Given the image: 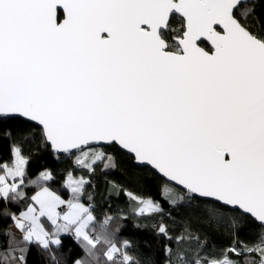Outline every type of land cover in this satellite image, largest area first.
I'll list each match as a JSON object with an SVG mask.
<instances>
[{"label":"snow or ice","instance_id":"obj_1","mask_svg":"<svg viewBox=\"0 0 264 264\" xmlns=\"http://www.w3.org/2000/svg\"><path fill=\"white\" fill-rule=\"evenodd\" d=\"M256 8V0H0V140L14 157L0 163V213L25 245L59 264L53 248L71 234L86 253L72 264H138L129 241L97 233L94 209L81 201L83 177L69 173L65 200L42 172L26 211L7 208L26 198L22 145L36 141L75 155L89 173L116 167L105 148L124 151L174 182L165 188L172 205L202 201L234 233L255 229L251 244L234 240L221 257L189 258L179 248L173 257L166 247L168 264H264V9ZM127 195L142 205L138 215L163 211ZM158 231L172 239L164 224ZM27 251L9 246L0 264H27Z\"/></svg>","mask_w":264,"mask_h":264},{"label":"trees","instance_id":"obj_2","mask_svg":"<svg viewBox=\"0 0 264 264\" xmlns=\"http://www.w3.org/2000/svg\"><path fill=\"white\" fill-rule=\"evenodd\" d=\"M256 4L257 12L264 9V4H260L259 0H256ZM179 20L180 18L173 16V28L178 29ZM105 150L115 158L116 167L104 169L98 164L95 166V172L89 173L75 164V155L53 154L50 147L42 145L38 147L36 141L24 143L22 151L28 157V163L26 182L22 187L26 198L19 202H7V208L17 215L25 211L26 204L31 202L30 197L39 191V186L33 184L32 181L37 180L40 173L45 171L51 172L53 177L43 182L45 186L56 192L62 199H71V189L65 185L71 173L76 178L83 177L89 181L85 185L86 193L81 197V201L86 205H92L97 219V233L102 230L106 231L118 246L123 241H129L131 247L127 251L138 264H168V256L165 254L166 247L173 250V257L179 248L189 258H194L197 253L201 257L210 258L221 257L225 250L233 245L234 240L251 244L256 239L254 228H244L234 233L226 219L217 222L210 218L202 201L196 202L192 207L188 206L187 199L176 206L172 205L165 198L167 195L165 188L173 186L161 180L154 171L136 166L131 157L123 151L116 148H105ZM12 161L11 142L0 140V163L11 164ZM0 174H3L2 169H0ZM128 192L142 200L158 203L163 211L138 215L137 209L142 205L130 199ZM89 196H91L90 200ZM4 207L5 202L0 200V210ZM105 217L112 218L106 228L103 226ZM43 221L46 229L50 230L52 227L50 222L46 218ZM160 224L168 228L171 240L159 233ZM13 228V221L0 213V251H6L9 246L13 248L27 246V264H51L47 253L35 244L25 245L22 235L19 236ZM9 230L12 235H5ZM177 237H185V239L178 242ZM61 240L63 246L59 249L53 248L59 264H72L74 259L85 258V250L71 234L62 235ZM236 246L240 247V244L237 243ZM16 255L19 253L17 252ZM228 255L232 259L244 260L243 256L236 257L230 252ZM251 258L258 259L255 253Z\"/></svg>","mask_w":264,"mask_h":264},{"label":"water","instance_id":"obj_3","mask_svg":"<svg viewBox=\"0 0 264 264\" xmlns=\"http://www.w3.org/2000/svg\"><path fill=\"white\" fill-rule=\"evenodd\" d=\"M174 16H176V17L179 18L178 15H174ZM118 150H119V149H118ZM51 151H52L53 154H56V155H59V156H66V155H69V154H65V153H56V152H54L52 149H51ZM123 152H124V151H123ZM124 153H126V152H124ZM126 154L129 155L128 153H126ZM129 156H130V155H129ZM130 157H131V156H130ZM139 168H142V167H139ZM146 168L150 169L151 171H154V172L159 176V178H160L161 180L167 182L168 184H170V185L173 186V187L175 186V185H174V182H170V181H168L167 178H165L162 174H159L158 171L155 170V169H153L151 166H148V167H146Z\"/></svg>","mask_w":264,"mask_h":264},{"label":"rangeland","instance_id":"obj_4","mask_svg":"<svg viewBox=\"0 0 264 264\" xmlns=\"http://www.w3.org/2000/svg\"><path fill=\"white\" fill-rule=\"evenodd\" d=\"M13 159H14V157H13ZM4 174V173H3ZM71 178L72 179H79V178H81V177H78V178H76L74 175H71ZM68 181H69V177H68V179H67V181H66V186H68ZM70 188V187H69ZM62 208V207H61ZM26 211V210H25ZM146 213H149V212H146ZM43 219H45V218H42V221H43ZM44 222V221H43ZM45 224V223H44ZM13 230H14V232H16L19 236H21L22 235V238H23V234L15 227V225H14V228H13Z\"/></svg>","mask_w":264,"mask_h":264},{"label":"built area","instance_id":"obj_5","mask_svg":"<svg viewBox=\"0 0 264 264\" xmlns=\"http://www.w3.org/2000/svg\"><path fill=\"white\" fill-rule=\"evenodd\" d=\"M61 207H62L63 210H65V211L67 210V209H66V206H61ZM58 223H59V221H58ZM26 226H27V225H26Z\"/></svg>","mask_w":264,"mask_h":264}]
</instances>
